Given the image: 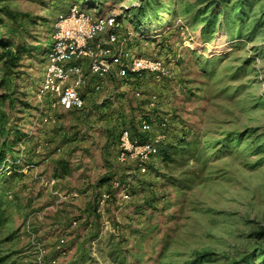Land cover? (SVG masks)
<instances>
[{"label": "rangeland", "instance_id": "rangeland-1", "mask_svg": "<svg viewBox=\"0 0 264 264\" xmlns=\"http://www.w3.org/2000/svg\"><path fill=\"white\" fill-rule=\"evenodd\" d=\"M216 1L0 0V37L6 8L31 14L39 40L10 77L0 62V146L11 124L24 132L3 159L15 170L0 166L3 264H231L249 252L264 264V0L241 21L237 0ZM73 3L118 15L136 32L131 50L165 59L172 76L107 77L84 88L83 109H51L39 86L54 22ZM146 117L151 133L167 118L164 141L182 150L138 175L119 137ZM101 190L111 197L96 204Z\"/></svg>", "mask_w": 264, "mask_h": 264}, {"label": "built area", "instance_id": "built-area-1", "mask_svg": "<svg viewBox=\"0 0 264 264\" xmlns=\"http://www.w3.org/2000/svg\"><path fill=\"white\" fill-rule=\"evenodd\" d=\"M134 33L125 30L122 20L114 13L94 15L77 3L72 4L54 22L48 64L39 95L49 97L51 109H83L82 89L90 85L94 91H101L107 77L127 83L140 80L146 74L157 79L171 77L169 63L131 50L128 42ZM148 101L150 107H155L157 94H149ZM156 122L160 129L151 133V122L146 118L140 120L139 131L146 133L143 139L139 134L132 135L126 128L120 133L119 159L125 160L129 154L139 173L147 171L148 161L159 152L166 136L167 118L162 117ZM108 197L109 193L103 191L99 201L103 202Z\"/></svg>", "mask_w": 264, "mask_h": 264}, {"label": "trees", "instance_id": "trees-1", "mask_svg": "<svg viewBox=\"0 0 264 264\" xmlns=\"http://www.w3.org/2000/svg\"><path fill=\"white\" fill-rule=\"evenodd\" d=\"M84 1H85V3H87V5H92V3L95 0H84ZM252 1L253 0H237L236 1L237 2V3H235L236 4V10H234V11H235L236 19L238 21H241V19H242L241 17L243 16V13L246 12V9H247L246 6H248L249 4L251 5ZM215 4H217L216 7H219L222 3H221V1L217 0ZM69 7L67 8V10L69 9ZM263 8H264V6H263ZM4 9H5V14L7 15V18L10 20V24L7 25L8 31H9L8 35H4V36L0 37V62H1V67L3 69L4 74L7 77H10L11 75H13L15 73L14 72L15 68H17L19 65H21L19 63L20 59L28 53L31 54L32 49H33V44H35L39 40L37 39L36 36L31 34L30 29H29L30 25L37 23V20H35L31 16V14H29L27 12H21V11L6 9V8H4ZM205 19H206V23H205V26L203 28L206 29L211 25V23L215 19V16H214V14H210V15L205 16ZM227 24L233 25V22H227ZM146 56H149V55H146ZM153 57H157V56H153ZM161 59H163V58H161ZM163 60L166 61L165 59H163ZM144 77L140 80H143ZM140 80L135 79V80H132L130 82L138 83V81H140ZM9 94H11V92L4 93L5 98L9 97ZM82 95L83 96L85 95L84 89H82ZM157 96H158V94H157ZM5 98H3V99H5ZM12 102H14V101H12ZM20 103H21V105H23L25 107L28 106L27 102H21L20 101ZM147 119L149 121H151V119H149V118H147ZM131 126H134V123H132ZM129 130L131 131L132 135L139 134L141 139L146 137V133L140 132L139 128H136V129L134 128V130L133 129H129ZM10 132L13 133L12 138H9L10 143L9 144L3 143L0 146V166L3 163V159L7 154H10V156L13 154V151L15 150L14 145L18 141V139L23 140L22 135L24 132L21 128H19L17 126L16 123L11 124V128H8V134ZM165 137H167V134ZM181 138H182V136H181ZM181 150H182V146L181 147L178 146V144L175 142H167V141L165 142L163 139V141L161 142L160 147H159V152L155 156H153L152 158H155L157 155H160V154L162 155L163 159L170 158L172 153H174L176 151H181ZM3 164H4V166H2V168H5L9 165L11 167L9 169L10 171L12 170V168H13V170H15V166H14V164H16L15 161L8 160V162L6 161ZM58 165H59L58 166L59 170H58L57 174H55V176L62 177L67 172V166L65 163H63V160H58ZM149 169H150V167H149V164L147 163V171L144 173H139L137 171V174L138 175L146 174L149 171ZM102 192L103 191L101 190V192L96 197V204H98V202L101 198ZM110 195L111 194H109V197L106 200H108L111 197ZM127 195L129 197V194H127ZM1 201H2V198L0 197V224L3 221V217H2L3 211L1 209ZM201 255H205V254L201 253ZM254 255H255V252L246 253L237 259H233L231 264H256L254 261L255 260ZM4 259H5V257L0 252V264H3Z\"/></svg>", "mask_w": 264, "mask_h": 264}]
</instances>
